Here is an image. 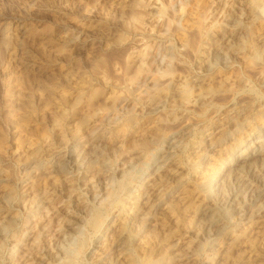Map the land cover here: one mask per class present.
Masks as SVG:
<instances>
[{
    "label": "rangeland",
    "instance_id": "1",
    "mask_svg": "<svg viewBox=\"0 0 264 264\" xmlns=\"http://www.w3.org/2000/svg\"><path fill=\"white\" fill-rule=\"evenodd\" d=\"M133 1L0 0V264L113 263L102 249L122 229L129 257L123 264H171V254L185 252L191 254L181 264H234L243 257L241 264H250L251 241L254 254H263L264 233L252 231L234 207L217 234L199 237L195 226L203 202L197 174L220 166L264 121V0H202L201 22L183 45L179 17L194 0ZM184 127L175 157L180 170L151 203L157 211L172 204L156 213L152 234L126 211L123 223L116 219V208L141 194L132 184L144 165ZM222 130L208 165L199 166L205 136ZM91 149L93 157L78 160ZM181 192L187 207L173 197ZM263 200L264 194L250 206ZM220 249L230 257L219 260Z\"/></svg>",
    "mask_w": 264,
    "mask_h": 264
},
{
    "label": "bare ground",
    "instance_id": "2",
    "mask_svg": "<svg viewBox=\"0 0 264 264\" xmlns=\"http://www.w3.org/2000/svg\"><path fill=\"white\" fill-rule=\"evenodd\" d=\"M135 1V0H134ZM133 1V2H134ZM138 1V0H137ZM136 1V3H137ZM184 1V0H183ZM253 2L256 3L257 0H252ZM190 2V0H189ZM188 2V3H189ZM206 2V1H205ZM193 4H191L190 7H188L184 12L182 11L180 13V17L183 20L182 26L179 27V29L176 30L177 33V39L179 41V43L181 45H183L186 41V34L187 32L191 31L194 28H198L199 22L200 21V9H201V3L202 0H194V2H192ZM204 4V3H203ZM112 6V5H111ZM136 6V5H135ZM187 6V5H185ZM106 7V6H105ZM122 7V5H121ZM131 7V6H130ZM108 8V7H106ZM126 9V8H125ZM205 9V8H204ZM131 10V9H130ZM129 10V11H130ZM251 10V9H250ZM107 11V10H106ZM128 14V13H127ZM138 14V13H137ZM109 15V14H108ZM132 16V15H131ZM252 16V15H250ZM136 17H138L136 15ZM135 18V17H134ZM136 19V18H135ZM139 19V18H138ZM137 19V20H138ZM180 19V20H181ZM136 20V21H137ZM181 20V21H182ZM139 21V20H138ZM177 24V23H176ZM178 27V26H177ZM240 29V28H239ZM238 29V30H239ZM101 30V29H100ZM193 31V30H192ZM197 31V30H196ZM90 33V32H89ZM232 33V32H231ZM235 33V32H234ZM233 33V34H234ZM241 33V32H240ZM239 33V34H240ZM95 34V33H94ZM230 35V34H228ZM233 36H237L233 35ZM84 37V36H83ZM225 37V36H224ZM231 37V36H230ZM238 38V36H237ZM236 38V39H237ZM235 39V38H234ZM239 39V38H238ZM226 41V40H225ZM234 41V40H232ZM231 41V43H232ZM236 41V40H235ZM240 42V41H238ZM223 43V42H222ZM230 43V44H231ZM237 44V43H236ZM228 46V45H226ZM240 46V44H239ZM230 47V46H228ZM236 48V47H235ZM217 48L215 47V50ZM237 49V48H236ZM254 49V48H253ZM76 52V51H75ZM224 52V51H223ZM222 52V53H223ZM72 55V54H71ZM218 56V55H217ZM99 57V56H98ZM107 59V57L105 58ZM104 60V59H103ZM75 61V59H74ZM94 65V64H93ZM97 65V64H96ZM106 65V64H105ZM98 66V65H97ZM96 66V68H97ZM109 66V65H108ZM142 66V65H140ZM146 66V65H145ZM143 68V67H142ZM145 70L147 69L146 67H144ZM98 69V68H97ZM139 69V68H138ZM142 70V69H141ZM100 71V69H99ZM144 71V69H143ZM72 72V71H71ZM80 72V71H79ZM78 72V73H79ZM81 75V74H80ZM80 78V77H78ZM158 78V77H157ZM69 80V78H67ZM77 79V77H76ZM83 79V78H82ZM154 79V78H153ZM66 80V81H68ZM155 80V79H154ZM75 81V80H74ZM68 83V82H67ZM86 83V82H85ZM88 83V82H87ZM75 84V83H74ZM73 85V84H72ZM82 85V84H81ZM84 85V84H83ZM89 85V84H88ZM79 86V84H78ZM77 86V87H78ZM85 86V85H84ZM83 86V87H84ZM157 86V85H155ZM74 87V86H73ZM188 87V86H187ZM191 87V86H190ZM55 91V90H53ZM51 91V92H53ZM59 93V92H58ZM60 93H62L60 91ZM59 93V94H60ZM57 94V93H55ZM58 94V97H59ZM66 94V93H65ZM49 95V94H48ZM64 96V95H62ZM61 96V97H62ZM76 96V95H75ZM78 96V95H77ZM126 96V95H125ZM50 97V96H49ZM119 97V96H118ZM53 99V98H52ZM68 100V98H66ZM77 99V97H76ZM79 99V98H78ZM50 100V99H49ZM48 100V101H49ZM75 100V99H74ZM80 100V99H79ZM61 101V100H60ZM59 101V102H60ZM77 101V100H76ZM127 99L126 98H122L120 103L124 106L125 104H127ZM68 102V101H67ZM79 102V101H78ZM52 103V102H51ZM114 103V102H113ZM44 104H46L44 102ZM76 104V103H75ZM251 104V103H250ZM29 105V104H28ZM73 105V104H71ZM78 105V104H77ZM252 105V104H251ZM30 106V105H29ZM111 106V105H110ZM113 106V105H112ZM47 107V106H46ZM109 108V107H108ZM115 108V107H114ZM27 111V110H26ZM30 111V110H29ZM109 112V111H108ZM65 113V112H64ZM33 115V114H32ZM248 115V114H247ZM250 116V115H249ZM255 116V115H254ZM24 117V116H23ZM108 117V116H107ZM30 118V117H29ZM59 118V117H58ZM180 118V117H179ZM57 119V118H56ZM55 119V120H56ZM64 119V118H63ZM61 120V119H60ZM97 120V119H96ZM230 121V119L228 120ZM232 122V121H231ZM23 124V123H22ZM236 124V123H235ZM260 125H257V129H255L250 136V139L247 141L246 144L242 145V147L238 148L237 151L233 154H230L228 156H226L224 158V161H222L221 165L218 166L216 164L210 165L208 172L207 171H203L202 173L206 172L203 175L197 174V178L199 179V183H198V191L200 194H202L203 196V202L202 205L200 206L199 212H198V216H197V221H196V228H197V235L199 237H204V236H210V235H214L217 234V232H219L222 228L225 227V225L227 224V217L229 216V208L234 207L235 210H237L238 216L240 215L242 219H246L245 223H252V225L255 226V229H253L252 231L256 232L257 234L260 233V235L264 233V200L262 201L261 204H254L252 206H250V204L254 203V198L260 197L261 195L264 194V121L259 123ZM58 125V124H57ZM234 126V125H233ZM97 127V126H96ZM93 127V128H96ZM181 127V126H180ZM235 127V126H234ZM36 128V127H35ZM92 128V130H93ZM98 128V127H97ZM230 128V127H229ZM240 128V127H239ZM25 129V128H24ZM103 129V128H102ZM187 128L184 127L182 128V130L180 131V133H175L171 139L167 142V144H164L165 147H163V151L161 153H159V156L157 158V160H155L154 162H152V164H145L144 166H147L148 169L144 172L143 177H140L137 181H135L132 184V188L134 187L137 190H142L141 194L134 196L133 198H131L130 200L132 201L130 204H128V207H126L127 205H122V206H118L116 208V213L114 214L115 218L119 219L121 218V214L124 213L126 211V216L128 217V219L133 222V223H138L140 225H142V227H144V223L147 224V226H149L148 228L150 229H144V231H146V233L144 234H150L147 233V231L151 232L152 234V229L155 228L156 224H157V219L155 218L156 213L161 212V210L163 209L164 211H166L165 213H167V211L170 209L171 204L168 200L167 202L163 203V208L160 211H157V209L153 208V197L156 196V192L158 190H162L164 189V185H166V183H169L171 181L172 178L176 177L177 173L179 172V167H180V162L178 163V160L175 158L177 156V152L180 148V143L182 140V136H184L187 133ZM215 130V129H214ZM224 130V129H223ZM220 131L217 135L218 136H212V137H206L204 138V146L199 150L201 152L198 153V155H200V160L201 162L199 163V166H204V165H208L207 163V156L211 155L212 151H215V149H217L221 143V141L224 139V132ZM42 132V131H41ZM41 132L39 134H41ZM189 132V131H188ZM91 133V132H89ZM102 133V132H101ZM226 133V132H225ZM95 134V133H94ZM215 134V135H216ZM227 134V133H226ZM90 135V134H89ZM35 136V135H34ZM88 136V135H87ZM208 136V135H207ZM226 136V135H225ZM24 140V139H23ZM101 140V139H100ZM237 140V139H236ZM99 141H97L98 143ZM105 142V140H104ZM240 142V141H239ZM238 142V143H239ZM91 143V142H90ZM237 143V144H238ZM236 144V143H235ZM88 145V144H87ZM100 145V144H99ZM102 145V144H101ZM100 145V146H101ZM104 145V144H103ZM239 145V144H238ZM81 146V145H80ZM233 146V145H232ZM82 147L87 148L88 146L86 145H82ZM96 147V146H95ZM98 147V146H97ZM96 147V148H97ZM102 147V146H101ZM103 148V147H102ZM101 148V149H102ZM182 148V147H181ZM237 148V145L236 147ZM233 149V148H231ZM181 150V149H180ZM35 151V150H34ZM82 151V150H81ZM97 151V150H96ZM95 151V152H96ZM228 152V151H227ZM39 153V152H38ZM103 153V152H101ZM99 154V153H97ZM41 155V154H39ZM95 155L94 153V149L91 150H84L80 153L77 154V158L78 160L83 161L84 159H90L91 157H93ZM100 155V154H99ZM105 155V154H103ZM34 156V155H33ZM76 156V155H75ZM99 157V156H98ZM103 157V156H102ZM180 157V156H179ZM96 158V157H95ZM40 160V159H39ZM68 159L65 158V161H67ZM77 160V159H76ZM96 160V159H95ZM70 161V160H69ZM207 162V163H206ZM41 163V162H40ZM68 163V162H67ZM71 163V162H70ZM39 163H37L38 166ZM191 166V165H190ZM35 167V166H34ZM63 167V166H62ZM205 169V168H203ZM208 169V168H207ZM196 170V167H195ZM101 171V170H100ZM142 171V170H141ZM144 171V170H143ZM51 172V171H50ZM99 173V171L97 172V174ZM201 173V174H202ZM46 174V173H45ZM82 176V175H81ZM95 176V175H94ZM196 178V179H197ZM100 180V179H99ZM173 181L175 179H172ZM129 181V180H128ZM174 183V182H173ZM94 188L96 189L98 187V183H95ZM160 187H162V189H160ZM168 188V186H166ZM64 188V187H63ZM132 188L130 189V191L132 190ZM165 190V189H164ZM163 190V191H164ZM217 192H216V191ZM219 190V191H218ZM228 190V192H227ZM95 191V190H92ZM91 191V192H92ZM129 191V193H130ZM169 191V190H168ZM181 191V190H180ZM72 192V190H71ZM137 192V191H136ZM177 192V191H176ZM185 192V191H184ZM187 192V191H186ZM219 193V197L216 198V195H214V193ZM227 192V193H226ZM158 193V192H157ZM183 192L181 193H176L173 197L176 198L178 201H180L183 206L187 207L188 206V200L186 199L185 196L182 195ZM215 193V194H216ZM93 194V193H92ZM95 194V192H94ZM159 194V193H158ZM73 195V194H72ZM99 195V194H98ZM134 195V194H132ZM170 195H172L170 193ZM187 195V194H186ZM250 195V198H248ZM93 196V195H92ZM91 196V197H92ZM100 196V195H99ZM201 196V195H200ZM201 196V198H202ZM247 196V197H246ZM96 197V196H95ZM94 197V198H95ZM129 197V196H128ZM158 199V197H156ZM160 198V197H159ZM162 198V195H161ZM169 198V195H168ZM247 198V199H246ZM172 199V198H171ZM174 200V199H173ZM172 200V201H173ZM77 201V200H76ZM82 201V200H81ZM177 201V202H178ZM192 201V200H191ZM190 201V202H191ZM202 201V200H201ZM75 202V201H74ZM79 202V201H78ZM127 202V201H126ZM160 202V201H159ZM176 202V201H174ZM176 202V203H177ZM179 202V203H180ZM152 203V204H151ZM195 204V203H194ZM78 205V204H77ZM155 205V204H154ZM157 205V204H156ZM179 205V204H178ZM181 205V204H180ZM79 206V205H78ZM176 206V205H175ZM158 207V206H157ZM174 208V207H173ZM176 208V207H175ZM78 209V208H77ZM177 213L175 215L174 210H172V214L175 215V220L174 222L177 223L178 219L180 220V212L179 208H177ZM182 209V208H181ZM233 209V208H232ZM162 210V211H163ZM73 211V210H72ZM84 211V210H83ZM163 211V212H164ZM176 211V210H175ZM183 211V209H182ZM77 212V211H76ZM98 212V211H97ZM55 213V212H54ZM78 213V212H77ZM109 213V212H108ZM183 213V212H182ZM78 215V214H77ZM168 215V214H167ZM171 215V214H170ZM172 215V216H174ZM182 216V215H181ZM180 217V218H179ZM98 218H101V216L98 214H96L94 216L93 219V224L96 226H98ZM114 218V219H115ZM240 218V219H241ZM120 220V219H119ZM125 220V218H121V221L123 223V221ZM159 220V219H158ZM177 220V221H176ZM132 223V224H133ZM166 223V222H165ZM176 223H174L172 226L176 225ZM92 224V227H93ZM116 224V223H115ZM120 224V223H119ZM118 224V225H119ZM161 223H159L160 225ZM172 224V223H171ZM122 225V224H121ZM134 225V224H133ZM132 225V226H133ZM73 226V225H72ZM125 225H123L122 227H124ZM239 226V225H238ZM246 226V225H245ZM249 226V225H248ZM246 226V227H248ZM69 227V226H68ZM67 227V228H68ZM109 227V226H108ZM107 227V228H108ZM112 227V226H111ZM116 227V226H115ZM179 227L178 226H175ZM70 228V227H69ZM72 228V227H71ZM70 228V229H71ZM118 228V227H117ZM120 230L121 227L119 226ZM171 228V227H169ZM69 229V230H70ZM77 228H75L76 230ZM168 229V228H166ZM242 229V228H241ZM246 229V228H245ZM74 230V229H73ZM106 230V229H105ZM116 230V229H115ZM175 229H172V231ZM72 231V230H71ZM118 231V230H117ZM165 231V230H164ZM168 231V230H167ZM166 231V232H167ZM171 231V230H170ZM231 231V230H230ZM247 231V230H246ZM73 232V231H72ZM155 232V231H153ZM238 232V231H237ZM242 232V231H241ZM253 232V233H254ZM74 233V232H73ZM113 233V232H111ZM171 233V232H169ZM232 233V232H231ZM245 233V230H244ZM249 233V232H248ZM56 234V233H55ZM143 234V235H144ZM166 235H168V233H165ZM155 235V234H154ZM157 235V234H156ZM165 235V236H166ZM113 240H111V244L108 247H104L102 250L104 251V255L105 256H114V262L118 263V264H123V262L125 261V259L129 258L126 257L127 254V247L125 246V242L123 240V238L126 236V231L125 230H121L120 232H118L117 234L113 235ZM140 236V235H139ZM230 236V235H229ZM234 236V235H233ZM241 236V235H240ZM253 236V235H252ZM257 236V235H256ZM259 236V235H258ZM109 237V236H107ZM112 237V235L110 236ZM148 237V236H146ZM248 237V236H247ZM255 237V236H254ZM59 235L56 234L55 237L53 238L54 242L53 244L56 245V242H58ZM151 238V237H150ZM149 238V239H150ZM234 238V237H233ZM251 238V236H250ZM263 238V237H261ZM60 239V238H59ZM111 239V238H110ZM141 239V238H140ZM143 239V237H142ZM141 239V240H142ZM152 239V238H151ZM150 239V240H151ZM162 239V237L160 238ZM246 239V238H245ZM128 240V239H127ZM156 240V238H155ZM163 240V239H162ZM199 240V239H198ZM249 240V238H248ZM253 240V239H252ZM259 240V239H258ZM261 240V239H260ZM259 240V241H260ZM137 241V240H136ZM152 241V240H151ZM154 241V240H153ZM237 241V240H235ZM251 241V239L249 240V242ZM141 242V241H140ZM147 242V241H146ZM248 242V241H247ZM246 242V243H247ZM255 243V240L253 241ZM263 242V241H262ZM137 242H135L136 244ZM139 243V242H138ZM156 243V242H155ZM234 243V242H233ZM252 243V241H251ZM250 245H248L247 249H249V253L252 251V254H247V256L249 255V261L251 262L250 264H253L254 262H256V264H264V251H262L263 254H260L259 256L256 255L257 253L254 254V244L252 243ZM130 244V243H129ZM149 244V243H148ZM248 244V243H247ZM100 244H96L95 250H98ZM106 245V244H105ZM141 245V243L139 244ZM104 246V243L103 245ZM151 246V245H150ZM173 246V245H172ZM175 246V245H174ZM246 246V245H245ZM94 247V246H93ZM143 247V246H142ZM242 247V246H241ZM260 247V246H259ZM264 247V246H263ZM262 247V248H263ZM138 248V247H137ZM173 248V247H172ZM216 248V247H215ZM238 248V247H237ZM85 249V248H84ZM100 249V248H99ZM146 249V248H145ZM218 249V248H217ZM264 249V248H263ZM139 250V249H138ZM152 250V249H150ZM255 250V249H254ZM189 251V250H188ZM215 250H212V253H214ZM247 251V250H246ZM140 252V251H139ZM170 252V251H169ZM248 252V251H247ZM130 253V252H129ZM220 256H219V260L221 259H227L228 256L230 257V254H226L224 251L222 253L221 249L219 251ZM147 254V253H146ZM191 254V252H185V253H178V254H171L170 257L173 260V263L171 264H181L180 262H182V260H184L185 258L189 257ZM234 254V253H233ZM145 255V254H144ZM172 255H174L172 257ZM216 252H215V256H216ZM23 256V254H22ZM88 256V255H87ZM148 256V255H146ZM144 256V257H146ZM167 256V255H166ZM246 256V257H247ZM149 257V256H148ZM147 257V259H148ZM26 258V257H25ZM23 258V259H25ZM139 258H143V254L142 257ZM232 258V257H231ZM54 259V258H53ZM52 259V260H53ZM111 259V258H110ZM132 259V258H131ZM130 259V260H131ZM146 259V261H147ZM165 259V258H164ZM218 259V258H217ZM248 259V257H247ZM246 259V260H247ZM112 260V259H111ZM145 260V259H144ZM143 260V261H144ZM161 260V259H159ZM245 260V262H246ZM127 261V260H126ZM129 261V260H128ZM141 261V260H140ZM164 261V260H163ZM228 261V260H227ZM233 261V260H232ZM103 262V260H102ZM113 262V263H114ZM133 262V261H130ZM241 262L244 263V257L243 259L238 258L236 259L233 263L234 264H241ZM75 263V262H74ZM106 263V262H105ZM108 263H112L108 262ZM107 263V264H108ZM136 263V262H135ZM160 263V262H159ZM162 263V262H161ZM226 263V262H225ZM242 263V264H243ZM21 264H25V261L22 260ZM127 264V263H126ZM158 264V263H157ZM166 264V263H165ZM185 264V263H183ZM246 264V263H245ZM255 264V263H254Z\"/></svg>",
    "mask_w": 264,
    "mask_h": 264
}]
</instances>
